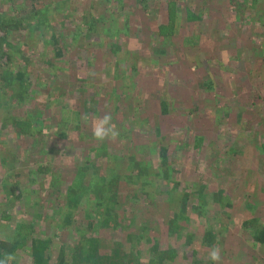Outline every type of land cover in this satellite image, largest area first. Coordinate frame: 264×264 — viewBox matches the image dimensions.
<instances>
[{
    "label": "rangeland",
    "instance_id": "1",
    "mask_svg": "<svg viewBox=\"0 0 264 264\" xmlns=\"http://www.w3.org/2000/svg\"><path fill=\"white\" fill-rule=\"evenodd\" d=\"M58 1L64 0L34 2L0 0V15L7 14V18L14 19L22 11L30 10L33 4H50V7ZM72 1L58 10L54 9L56 4L50 9L48 13V16H51L50 31H56L60 40L62 32L56 24L60 12L70 14V10H74L71 20L61 27L66 34L69 31H78L77 27L79 28L81 24H84L86 30L85 25L88 21L93 18L101 19V23L97 25L96 40H101L105 44L111 42L122 44V54L126 51L131 52L130 62L138 67L137 73L128 76L129 82L125 86L127 78L117 80L115 77L114 61L110 51L97 46L95 42H85L86 46L82 47L84 40L81 39L76 43L75 40L61 39V43H68L66 45L68 49L66 56L59 58L60 64L57 62L56 68L49 62L51 59L50 55H46V46L42 44L44 41L37 45H29L31 49L29 47L23 49V52L31 51L32 54L28 57L35 62L39 61L36 68L37 70L45 68L47 77L44 79L45 84L41 87L40 94L37 97L29 96L33 106L25 107L22 103L17 106L19 107L17 112L14 111L19 121L24 123L17 126V131L26 132L31 129L32 132L34 130L33 133L30 130L33 136L30 138L29 135L18 136L13 131L14 128L2 127L0 124V188L6 168L2 159L6 157L8 163L6 153L9 151L20 155L16 162L21 167L20 171H24L35 160V154L40 151L46 154L47 151L54 150V153L46 154L48 163L52 168L57 166L60 173L68 175L74 161L77 163L80 160L77 157L83 161L85 157L87 159L88 151H84L91 145L104 144L123 148L124 142L128 139L134 146L137 143L148 145L156 143L159 141L154 136L156 131L153 130L152 133L151 129H155V125L158 124L162 129L165 144L169 142V137H172V148L183 138L188 141L187 136L190 138L189 142L200 140L195 145L191 143L194 148L191 147V150L187 148L185 158L183 161L179 160L177 165L179 168H185L184 175L188 180L193 178L196 180L194 184L196 188L201 189L202 184H209V191L214 192L222 187L230 189L229 183L235 186L240 182V185L247 186V188L242 186V190L231 189V193L241 198L234 199L232 206L226 203L223 208H219L218 205L213 209L206 205L208 208H204L203 213L202 206L208 199L202 201L197 196H192L187 203V210L184 209V213L190 218L185 224L191 229L195 228L196 238L203 236L205 229H209L211 225L217 228V241L220 243L217 242L216 247H222L221 251L224 252L221 254L219 264H264V246L252 239V232L264 227V160H259L260 157H264V154H261L264 152V10H258L259 16L255 14L251 16V22L258 21L255 29V25L245 27V18L250 16L251 12L248 10L243 13L244 19H239L238 16L235 18L230 0H177L178 2L151 0L147 7V10H150L149 14L140 6V2L135 0H124L123 5L116 2L108 5L104 0H77L74 3ZM168 2L177 3L183 14L186 7L207 14L208 19L203 22L204 32L201 39L195 40L192 44L188 43L183 35L188 37L192 33L186 30L175 35L172 45L165 47L164 35L168 31V14L175 8L174 5L169 6ZM110 9L113 10L111 14ZM86 14L90 16L88 20ZM103 14L106 15L104 21ZM107 16H110V19ZM125 20L128 21L127 24ZM188 25L189 23L185 28ZM124 27H128V31L121 32L116 37L117 32ZM164 28H167L166 31ZM102 29L115 32L111 36H103L102 39L100 36ZM85 35L88 37L86 41L92 40L94 36L86 32ZM2 36L4 33L0 30V37ZM20 39L17 46L25 44L26 38ZM165 48L170 54L169 57H166ZM228 67L235 69L232 75L228 74ZM35 84L31 87L32 93ZM115 84L119 90L128 93L125 94L126 98L130 97V91H136L137 97H142L136 101L134 112L128 118L117 109L107 106L104 93L98 95L103 87H106V93L110 94L112 85ZM53 86L63 87L59 91H52ZM35 97L38 98L37 106L33 103ZM96 101L99 109L92 112ZM162 105L170 113H162L161 110L165 109ZM187 107L197 109L189 111ZM35 110L38 113L35 114ZM106 112L112 115V123L120 129L121 136L115 141L106 140L98 143L92 136L91 121ZM33 114L35 115L31 119ZM2 115L4 114L0 112L1 117ZM85 115L89 117L88 123L83 119ZM35 116H40L42 122L35 125ZM34 121V126L30 128L29 122ZM135 128L142 136H136L133 132ZM198 144L200 147L195 149ZM128 148H131V145ZM224 158L233 160L229 164L232 170L223 172L215 166ZM152 159L154 157L149 160ZM149 160L147 162L151 163ZM181 180L184 178L181 177ZM170 186L171 183L161 184L152 193L146 189H129L126 184L120 186L116 199L117 207L110 214L118 217L119 223L115 225V229L102 228L96 232L89 230L87 237L94 236L99 239L102 253H111L118 249L121 256L127 257L125 261L127 264L130 259H134V263L138 264H152L157 255L150 250L156 239L166 246L169 242L173 243L178 250L175 264H192L193 250L198 252L197 258L205 257L206 261L203 263L207 264L210 250L202 248L200 241L196 240L193 245L184 246L185 236L180 241L169 239L174 225L170 223V219L180 210L181 197L184 195L175 197L169 214L164 203L171 200L169 201L166 194L157 196L152 206L142 203L144 199L152 198L157 191L160 193L168 191ZM249 192L250 195L245 201L244 195H248ZM135 194L138 201L134 202L133 232L126 228L124 230V226L128 224L126 218L132 222V219L127 217L131 214L129 210L131 202L127 208L125 207L130 197H134ZM215 195L218 200L224 197L222 193ZM253 201L255 205H250ZM194 205H197L196 210H193ZM3 209L0 205V238H11L15 234V222L13 220L9 223L1 222ZM63 214L59 218H62ZM25 216L31 219L29 214ZM24 220H27L26 217ZM41 223L37 221L35 224L37 232L34 236L44 239L53 237L49 252L52 263L56 261L59 248L64 242L76 239L78 230L88 231V220L85 218H77L74 225L64 230L59 229L55 223L46 230L41 227ZM148 225H151L152 230L146 236L141 229ZM148 235H153L151 237L155 239L150 240ZM25 248L20 250L15 259L18 264H30V255L25 253L30 247Z\"/></svg>",
    "mask_w": 264,
    "mask_h": 264
},
{
    "label": "trees",
    "instance_id": "2",
    "mask_svg": "<svg viewBox=\"0 0 264 264\" xmlns=\"http://www.w3.org/2000/svg\"><path fill=\"white\" fill-rule=\"evenodd\" d=\"M34 1L36 0H33V2ZM70 1L71 0L58 1L55 3L56 6L53 4L50 7V4H33L30 10L22 11L14 19L7 18V14L0 15V30L4 33V36L0 37V112L4 114L2 117L0 116V124L2 127L14 128L13 131L18 136L29 135L28 137L30 138V136H33L31 133H33L34 130L33 132L31 129L26 132L17 131V126L19 124H24L19 121L18 115H16L17 109H19L17 106L24 103L25 107L31 108L33 104L29 100V96L36 95L37 97V95L40 94V89L45 84L44 79L47 77L45 68L43 69L42 67L41 70H37L36 65L39 61L35 62L28 57L32 54L31 51L23 52V49L28 47L31 49V45H37L38 43H42L40 41H44L42 44L46 46V55H50L51 60L49 62H51L52 67L56 68L57 62L60 64L59 58H64L68 49L66 46L68 43H61V39L67 41L69 39L75 40V43L81 39L84 40V45H82V47L86 46L85 42H95L97 46L107 48V50L110 51L114 61V73L117 80L122 77L128 79L129 75L131 77L133 73H137L138 67L136 64L130 62L132 58L131 52L126 51L122 54V44L118 42L105 44L101 42V40H96L98 33L97 25L101 23V19L93 18L88 21V24L85 25L86 30L83 27L84 24H81L79 28L77 27L78 31H69L66 34V31L61 27L67 25L71 20V14L74 10H70V14L66 12L62 13L60 11L63 10H59V16H61V18L58 16V22H56V24L57 28H60L59 30L62 32L60 33L58 31L60 33V40L55 33L56 31H50L51 16H48V13L51 11L50 9L55 6L54 9L58 10L63 5L70 3ZM75 1L77 0H73L72 3ZM123 1L124 0H104L108 5L113 2L123 5ZM135 1L140 2V6L145 8L144 11L147 14L150 13L147 7H149V2L151 0ZM230 3V6L234 9L231 11L235 12V18L238 16L239 19H244L243 16L245 12L249 10L251 15L248 17L246 16L245 27L255 25L256 29L258 21L251 22V16L254 14L259 16L258 10H264V0H230ZM168 5H174L175 8H172L171 13L168 14V31L164 35L165 47L172 45L175 35L177 36L186 30L192 33V35L188 37L183 35V38L186 39L188 43L192 44L195 40L201 39V34L204 32L203 22L207 18V14H204L203 11L200 10L197 12L193 11L190 7H186V10H184L185 14H183V10H179L177 3L168 2ZM111 13H113V10L110 9V14ZM85 16L87 20L90 18L87 14ZM110 16H107V18L110 19ZM105 18L106 15L103 14V21ZM111 21L112 20H110V22ZM125 23L127 24L128 21L125 20ZM188 23V27L185 28ZM128 29V27L122 28L117 32L116 37L121 32L125 33ZM164 29L166 31L167 28ZM85 32L94 35L93 39L86 41L88 37L85 35ZM114 32L115 31L108 32L102 29L100 32L102 35L100 34V36L103 39V36H111ZM160 32H163V28ZM256 34L263 37L260 33ZM48 35L49 37H47ZM20 37L26 38L24 40L25 44L17 46L18 41L21 40ZM46 38L47 40H45ZM165 51L166 57H169L170 54L167 52V48H165ZM57 59L58 61H56ZM89 64L91 65L90 61ZM227 70L230 75L235 72V69L230 67H228ZM52 74L54 76L56 75L54 72ZM128 82L129 79L126 80L125 86ZM34 83L36 84L32 93L30 91ZM116 86V84L112 85L110 94L106 93L107 88L103 87L101 88V93H98V95L104 93V95H106L107 106L110 105L111 108L117 109L118 112L123 113L125 118H128L130 114L134 112L136 101H139L142 97H137L136 91H130V97L126 98L125 94L128 93L119 90ZM209 86H211V84H209ZM62 87L53 86L51 89L52 91H59ZM64 93L66 94V91ZM36 97L33 103L37 106L38 98ZM97 103L98 101L94 102V108L92 107L93 109L91 110L92 112L98 111L99 106H96ZM165 105L167 106L166 103ZM162 107L164 106L162 105ZM196 109L197 108L191 107L188 110L192 111ZM14 111L16 112L14 113ZM34 112L35 114L38 113L37 110ZM161 112L170 113L167 112V108L161 110ZM35 114L31 115V119ZM35 121V125H37V122H42L40 116H35ZM35 121L33 123L29 122L30 128L34 126ZM155 127V129H151V132L153 133V130L156 131L154 136L159 141H156L154 144L137 143L134 146L129 139H126L127 141L125 140L126 142H124L123 148H115L104 144L89 146V148L84 151H88L87 159L85 157L83 161L80 157H77V159L79 158L80 160L77 163L74 161L71 173L68 175L60 173L56 165V167L53 166L52 168V165L48 163L49 160L46 154L50 155L54 153V150H51V152L47 151L46 154L43 151H38L39 153L35 154V160L32 161L31 165L24 171H20L21 167L17 165L16 162L20 155L16 154L14 151L7 152L8 163L5 160L6 157L2 159L3 165H5L6 168L5 178L0 188V205L4 208L1 222L9 223L13 220L15 222L14 227L16 228L14 230L15 234L11 238H0V257L5 254H11L16 259L20 250H24L26 249L25 247L29 246L30 249L25 250V253L30 255V264H127L125 262L127 257L121 256L118 249L111 253H102L99 239L94 236L87 237L89 230L96 232L102 228L110 227L115 229V225L119 223V218L113 217L110 214L111 211L117 207L116 204H118V201L116 199L119 193L118 189H120V186H124V184H126V186L128 185L129 189H146V191H151L152 193V191L154 192L161 184L166 185L171 183L168 191L161 193L157 191L156 193L158 195L155 193L152 198L144 199L142 202L146 206H152L157 196L166 194L169 201L171 200V202L165 201L164 203L167 206L165 209L169 214L172 210L171 203H175L173 201L176 199L175 197L184 195L181 197L180 210L176 212L175 215L173 214L174 216L170 219V223H174V225L170 231L169 239L180 241L185 236L184 242L186 244L184 243V246L193 245L194 242L198 240L201 242L202 248L205 247L209 250L220 243L217 241V228L212 225L209 229H205V234L203 236L196 238L195 228L191 229L188 224H185L190 221V218L184 213L188 208L187 203L192 196H197V198L202 199V201L207 198L208 201L202 206V213L204 208L206 209L208 207L214 209L215 206L219 205V208H223L226 203H228V206H232L231 204L234 199L236 200L239 198L238 200H241V198L231 193V189L236 190V188H240L242 190V186L246 188L247 186L244 184L240 185V182H237L234 186L227 181L230 189L222 187V189L211 192L209 191V184H202L203 186L201 189L196 188V185H194L196 180H194V178L188 180V177L184 175V165H182L183 168H179L177 165L185 158L187 153L186 149L189 148L191 150V147L194 148L192 144L195 145L200 140L196 139L193 142H189L190 138L187 136L189 139L188 141L183 138L179 144L177 143L178 145L172 148V137H169V142L165 144L163 142L162 129L158 124L155 125ZM118 131H120V129H118ZM133 132H135L137 137L142 136L139 134L137 128H135ZM120 136L121 134L119 137ZM130 145L131 148H128ZM199 147L200 144H198L195 149ZM260 151L262 152V150ZM261 154H264V152ZM153 157L154 159L149 160ZM148 160L151 161V163L147 162ZM259 160H264V157H260ZM231 161L233 160L230 158H224L215 166H217L219 170L222 169L223 172H226L232 170L229 167V164L232 163ZM48 174H50L49 177ZM181 177H183L184 180H181ZM190 181H192V184H190ZM164 189H166V187ZM216 193H222L224 197L222 196V198L218 200L215 195ZM249 195L250 192L248 195H244L245 201ZM137 201V195L135 194L134 197H130L125 207L127 208L131 202V208H129L131 214L127 217L132 219V222L126 218L128 224L124 226V230L126 228L134 232V202ZM206 205H208V207ZM250 205H255L254 201L251 202ZM196 207L197 205H194L193 210H196ZM29 208H31V210L28 211ZM27 214H29L31 219L25 216ZM61 214H63V216L59 218ZM24 216L30 224H28L27 220H24ZM77 218H85L88 220V231L84 232L78 230L76 239L64 242L59 248L56 261L52 263V256L49 252L53 244V237L46 239L35 237L34 235L37 232L35 224L37 221H39V223L42 222L40 224L41 227L47 230L55 223L59 229L64 230L66 227L74 225ZM151 230V225L141 229L146 236ZM132 235H130V237ZM148 236H150V240L155 239L151 237L153 235ZM252 239L256 241L257 244L264 246V227L258 228L252 232ZM155 241L156 243H154L150 251L156 252L157 256L152 260V264H175V260L178 257V250L173 243L169 242L166 246L165 244L159 243L158 239ZM218 248H220L221 254H224V252L221 251L222 247ZM197 255L198 252L193 250L192 264H204L203 262L206 261V258H197ZM15 259L11 264H18ZM129 264L138 263H134V259H130ZM207 264H216V262L209 259L207 260Z\"/></svg>",
    "mask_w": 264,
    "mask_h": 264
},
{
    "label": "clouds",
    "instance_id": "3",
    "mask_svg": "<svg viewBox=\"0 0 264 264\" xmlns=\"http://www.w3.org/2000/svg\"><path fill=\"white\" fill-rule=\"evenodd\" d=\"M85 123H88L89 117L85 115L83 117ZM92 136L99 142L115 141L120 133L116 128V125L112 123V115L110 113H105L100 117L93 118L91 121ZM15 257L11 254H5L0 257V264H11ZM209 259L219 264L221 261L220 249L213 246L209 251Z\"/></svg>",
    "mask_w": 264,
    "mask_h": 264
}]
</instances>
